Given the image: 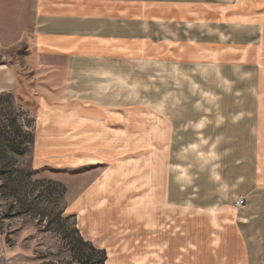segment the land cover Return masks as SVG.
Returning a JSON list of instances; mask_svg holds the SVG:
<instances>
[{
	"label": "rangeland",
	"instance_id": "obj_1",
	"mask_svg": "<svg viewBox=\"0 0 264 264\" xmlns=\"http://www.w3.org/2000/svg\"><path fill=\"white\" fill-rule=\"evenodd\" d=\"M40 2L0 0V65L18 86L0 100L1 262L148 264L147 238H177L196 208H231L250 183L234 113L253 84L231 67L157 62L124 64L117 83L101 68L52 72L31 38ZM94 102L123 106V123L77 122ZM44 106L53 126L37 125Z\"/></svg>",
	"mask_w": 264,
	"mask_h": 264
},
{
	"label": "crops",
	"instance_id": "obj_2",
	"mask_svg": "<svg viewBox=\"0 0 264 264\" xmlns=\"http://www.w3.org/2000/svg\"><path fill=\"white\" fill-rule=\"evenodd\" d=\"M40 1L31 38L42 57L38 59L46 60L44 65L52 72L60 65L89 66L93 73L101 68L100 76L117 83L123 82L124 64L157 62L174 67H231L243 82L253 84L249 95L241 93L243 112L234 113L243 116L242 146L252 148L243 162L249 164L250 183L238 196L245 205L236 209V197L231 208L198 207L201 213L180 223V236L172 238L171 232L146 242L148 264H264V0ZM16 84L8 66L0 65V100L13 95ZM50 107L36 112L37 125L53 126L57 112ZM84 107L79 112L84 120L77 122L123 123V106L94 102ZM119 130L116 127L115 134ZM39 160L44 166L43 157ZM167 192L170 197V190L163 191L164 196ZM153 210L156 213L157 208ZM2 249L0 235V254Z\"/></svg>",
	"mask_w": 264,
	"mask_h": 264
},
{
	"label": "built area",
	"instance_id": "obj_3",
	"mask_svg": "<svg viewBox=\"0 0 264 264\" xmlns=\"http://www.w3.org/2000/svg\"><path fill=\"white\" fill-rule=\"evenodd\" d=\"M244 205V200L243 198H239L236 202H235V206L236 207H243Z\"/></svg>",
	"mask_w": 264,
	"mask_h": 264
}]
</instances>
